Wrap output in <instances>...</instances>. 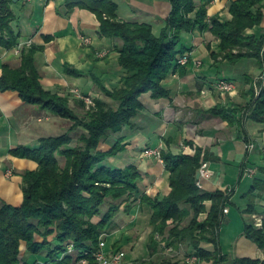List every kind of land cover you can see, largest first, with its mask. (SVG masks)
<instances>
[{"label":"trees","instance_id":"trees-1","mask_svg":"<svg viewBox=\"0 0 264 264\" xmlns=\"http://www.w3.org/2000/svg\"><path fill=\"white\" fill-rule=\"evenodd\" d=\"M214 1L169 0L170 16L161 34L156 35L150 24L120 20L119 6L114 0H66L70 11L80 8L97 15L101 36L123 42L119 64L125 76L121 86L110 90L99 83V89L111 103L95 100V107L85 118L71 108L68 97L44 88L36 54L45 46L24 49L19 68L4 66L1 91H17L27 103L74 121L73 128L84 127L86 133L81 135L77 147L71 146L73 137L67 133L43 139L38 149L22 147L12 151L14 156L36 161L39 167L23 175V205L17 207L2 202L0 206V264H75L85 258L89 264H98L94 254L102 237L114 230L121 211L130 214L137 203L147 205L153 212L150 222L155 230L150 236L151 256L158 253L164 241L167 247H178L190 241L201 262L264 264L261 259H231L223 255L220 230L225 209L233 205L235 190L211 192L198 185L197 175L202 164L211 158L207 150L197 148L192 156L172 149V142H167L169 148L162 152V160L169 174L171 193L162 200L147 195L138 197L141 175L136 166L125 169L105 166L109 157L125 149L124 140H118L108 152L99 151L102 143L132 125L145 109L143 96L170 99L171 93L164 82L177 71L179 59L191 51L186 45L185 33L196 29L211 31L220 41L219 52L212 54L216 61L222 58L236 65L255 60L264 68V0H230L232 19L228 21L220 16L209 18V7ZM14 2L0 0V44L8 49L19 45V35L11 26L15 19ZM51 40L47 38L48 42ZM180 68L184 71L186 67ZM67 72L82 75L71 68ZM248 83L251 84L249 104H219L206 112L221 118L229 127L237 128L241 135L245 133L246 121L264 124V87L257 96L253 79H248ZM245 136V141L250 143L246 133ZM59 157L65 158L64 167ZM245 172L246 166H242L239 182ZM255 175L243 195L248 201L246 214L264 216V209L262 212L258 209V201L264 200V166L259 167ZM106 207L108 210H104ZM203 214L207 215L204 221L201 220ZM244 235L264 251V226L258 228L255 222L247 223ZM159 236L163 237L161 241ZM24 243L27 251L23 255ZM203 243L213 245V249L202 247ZM71 247L74 253L70 252ZM139 264L177 263L150 259Z\"/></svg>","mask_w":264,"mask_h":264},{"label":"crops","instance_id":"crops-1","mask_svg":"<svg viewBox=\"0 0 264 264\" xmlns=\"http://www.w3.org/2000/svg\"><path fill=\"white\" fill-rule=\"evenodd\" d=\"M114 1L119 6L120 20L150 24L154 33L156 27L162 32L172 10L169 0ZM230 6V0H215L209 7V18L220 16L222 20H231ZM12 12L15 19L11 26L19 35V45L8 49L0 44V77L5 65L12 68L22 65L24 49L45 46L36 54L45 89L68 97L71 107L81 116L86 114V103L77 97V90L95 100L111 103L98 84L102 83L110 90L121 86L125 76L119 64L123 42L101 36V22L96 14L80 8L70 11L66 0H18L12 5ZM49 37L52 40L48 42ZM83 37L90 38L91 44H85ZM184 37L186 45L191 48L190 64L184 71L180 68L165 80L164 86L171 93L170 99L154 100L150 94L143 96L145 109L132 125L102 143L99 151L108 152L118 140H124L125 149L109 157L105 166L112 169L136 166L141 175L138 197L147 195L162 200L171 193L169 174L164 161L146 157L145 150L161 148L165 151L169 148L168 141L172 142V149L187 155H195L197 148L207 150L211 158L206 162L212 176L200 180L201 188L211 192L235 190L233 205L228 206L229 212L224 214L220 230L223 255L231 259L264 260V251L244 235L246 224L254 223L255 216L262 214H246L248 201L243 198L254 179L248 171L252 169L258 173L261 164L264 165L260 163L264 160V124L250 120L245 122L244 132L250 138V143H247L245 133L241 135L237 128H231L221 118L206 113L219 104H249L251 84L246 77L250 76L253 80L261 78L264 82V68L255 60L236 65L222 58L216 62L212 54L219 52L220 41L211 31L196 29L185 33ZM69 68L82 75L69 74ZM222 80L233 82L236 92H220L218 83ZM73 126L70 120L27 103L17 91L0 90V206L2 202L22 206L25 199L23 175L39 167L36 161L14 156L12 151L22 147L38 149L43 139L67 133L73 137L71 146L76 147L86 130L84 127L74 129ZM251 143L255 144L253 150L248 149ZM59 160L60 165L65 166V158L59 157ZM242 166H246V172L242 182H239ZM207 205L210 207L212 203ZM262 205L259 202L261 212ZM123 215H119L116 227L107 237L108 252H113L116 245L127 249L123 264H139L150 259L155 262L172 260L177 264H212L199 260L190 241L180 243L178 247H167L164 241L158 253L151 256L150 236L155 230L150 222L152 210L137 203L130 214ZM206 217L203 214L201 220ZM158 238L160 241L163 239L161 236ZM202 247L213 249V245L207 243H203ZM23 248L25 254V243Z\"/></svg>","mask_w":264,"mask_h":264},{"label":"built area","instance_id":"built-area-1","mask_svg":"<svg viewBox=\"0 0 264 264\" xmlns=\"http://www.w3.org/2000/svg\"><path fill=\"white\" fill-rule=\"evenodd\" d=\"M83 41L86 44H91V39L87 38V37H83ZM188 61V56L182 57L179 59L178 61V65L179 64H186V62ZM218 89L219 91H221L222 93H229L232 94L233 92L236 91L237 87L233 82H227L225 80H222L218 83ZM80 99H82L87 105L88 107H92L95 106V98H93L92 96H84L81 92L79 94ZM255 148V144H249L248 149L249 150H253ZM145 156L150 158V157H157L160 160L162 159V150L161 148H147L145 150ZM249 175L250 176H254L255 175V171L250 169L249 171ZM201 174V178H211L212 173L209 169V163L208 162H203L202 167L200 169ZM198 182V185L201 187V182ZM229 209L226 208L225 209V213H228ZM255 225L258 228H263L264 226V216L260 215V216H255ZM107 243L105 241H101L100 243V247L98 249V251L94 254L95 260L98 264H123L127 258V253L125 251H119V252H108L107 251ZM70 252L74 253L75 250L73 247L70 248ZM196 259V257H195ZM75 264H89V260L88 259H82L78 262H76Z\"/></svg>","mask_w":264,"mask_h":264},{"label":"rangeland","instance_id":"rangeland-1","mask_svg":"<svg viewBox=\"0 0 264 264\" xmlns=\"http://www.w3.org/2000/svg\"><path fill=\"white\" fill-rule=\"evenodd\" d=\"M155 33H156V35H159L161 32H160V30L156 27V30H155ZM86 44V43H85ZM89 45V44H88ZM185 57V56H184ZM182 58V57H181ZM190 58H191V55H188V61L186 62V64H179V66L177 67L178 69H180V67H187L189 64H190ZM216 61V60H215ZM219 61V60H218ZM218 61H216V62H218ZM177 69V70H178ZM246 78H248V79H250L251 77L249 76H247ZM225 81H227V80H225ZM254 82H255V86H256V92H257V96H259L260 94H261V88L262 87H264V82H263V79H255V80H253ZM259 81V82H258ZM228 82V81H227ZM257 82H258V84H257ZM237 90V89H236ZM221 92V91H220ZM236 92V91H235ZM76 93H77V97L80 99V97H79V94H80V91L79 90H77L76 91ZM84 95V94H83ZM85 96V95H84ZM94 98V97H93ZM82 100V99H81ZM83 101V100H82ZM71 105V104H70ZM95 106H92V107H88V105L86 104V114H84V116H81L79 113H77L81 118H85L86 116H87V114H88V112L89 111H92L93 110V108H94ZM72 108V107H71ZM71 121V120H70ZM73 124H74V121H71ZM251 144H253V143H251ZM79 145H80V142H79ZM78 145V146H79ZM258 145V144H257ZM77 147V146H76ZM163 152V151H162ZM264 163V160L263 161H261L260 160V163ZM262 166H264V165H262L261 164V166L260 167H262ZM64 167V166H63ZM255 171V170H254ZM256 173V172H255ZM256 176V175H255ZM258 202H261L263 205H262V207H263V209H264V200H260V201H258ZM125 206V205H124ZM135 206V205H134ZM108 208L109 207H106L104 210H108ZM124 213H126L125 211H121L120 212V214L119 215H121V216H124L123 214ZM119 215L117 216V218L119 217ZM117 218H116V220H117ZM117 225V224H116ZM112 233V232H111ZM110 233V234H111ZM110 234H106V235H104L103 237H102V240L103 241H105L106 243H107V240H108V235H110ZM117 244V243H116ZM107 248V247H106ZM113 250H118V251H115V252H119V251H127V249H125V248H123V247H114V249ZM23 252H25V249L23 248ZM114 252V251H113ZM24 255V254H23Z\"/></svg>","mask_w":264,"mask_h":264},{"label":"water","instance_id":"water-1","mask_svg":"<svg viewBox=\"0 0 264 264\" xmlns=\"http://www.w3.org/2000/svg\"><path fill=\"white\" fill-rule=\"evenodd\" d=\"M17 1L18 0H15V2H17ZM197 178L200 180V178H201V174L200 173H198Z\"/></svg>","mask_w":264,"mask_h":264}]
</instances>
